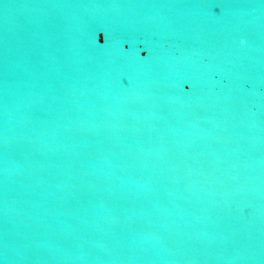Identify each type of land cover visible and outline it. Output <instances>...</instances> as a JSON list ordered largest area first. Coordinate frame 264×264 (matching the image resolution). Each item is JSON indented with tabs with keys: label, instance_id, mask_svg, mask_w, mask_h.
I'll return each instance as SVG.
<instances>
[{
	"label": "water",
	"instance_id": "95a60500",
	"mask_svg": "<svg viewBox=\"0 0 264 264\" xmlns=\"http://www.w3.org/2000/svg\"><path fill=\"white\" fill-rule=\"evenodd\" d=\"M0 264H264V0H0Z\"/></svg>",
	"mask_w": 264,
	"mask_h": 264
},
{
	"label": "clouds",
	"instance_id": "9594fccd",
	"mask_svg": "<svg viewBox=\"0 0 264 264\" xmlns=\"http://www.w3.org/2000/svg\"><path fill=\"white\" fill-rule=\"evenodd\" d=\"M241 42L243 43V40Z\"/></svg>",
	"mask_w": 264,
	"mask_h": 264
}]
</instances>
